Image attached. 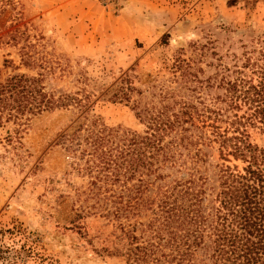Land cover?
Here are the masks:
<instances>
[{
    "label": "rangeland",
    "instance_id": "1",
    "mask_svg": "<svg viewBox=\"0 0 264 264\" xmlns=\"http://www.w3.org/2000/svg\"><path fill=\"white\" fill-rule=\"evenodd\" d=\"M108 1L0 0V82L14 74L36 77L46 68L48 88L83 101V107L32 117L19 135L10 127L15 139L0 142V247L8 257L0 264L12 258L17 264H125L110 253L122 251V229L129 234L136 223L104 216L101 195L94 197L98 169L88 161V137L143 134L137 112L165 94H212L213 88L191 92L176 65L193 64L192 74L203 82L198 86L209 78L215 83L218 66H232L243 43L264 34V0ZM24 47L34 65H22ZM249 134L264 148L263 131ZM202 155L182 172L197 168L212 194L221 170L245 166L221 157L216 143Z\"/></svg>",
    "mask_w": 264,
    "mask_h": 264
},
{
    "label": "trees",
    "instance_id": "2",
    "mask_svg": "<svg viewBox=\"0 0 264 264\" xmlns=\"http://www.w3.org/2000/svg\"><path fill=\"white\" fill-rule=\"evenodd\" d=\"M30 49H22L23 66L36 62ZM241 49L232 66L219 65L215 83L209 78L205 86H198L203 82L192 74L193 64L179 62L175 69L183 70L191 92L215 91L206 97L160 96L137 112L143 134L98 131L88 137V161L98 169L94 197L101 195L104 216L136 223L129 234L122 229V251L110 253L125 264H264V148L249 134L250 128L264 132V34ZM42 71L0 82V142L15 139L10 127L19 135L34 116L83 107L73 94L48 88L49 71ZM212 143L221 157L245 164L241 171L221 170L214 194L197 168L182 172L188 160L202 161V148ZM141 217L147 222H139ZM4 254L0 247V261L8 260Z\"/></svg>",
    "mask_w": 264,
    "mask_h": 264
},
{
    "label": "built area",
    "instance_id": "3",
    "mask_svg": "<svg viewBox=\"0 0 264 264\" xmlns=\"http://www.w3.org/2000/svg\"><path fill=\"white\" fill-rule=\"evenodd\" d=\"M102 2H104V3H108L109 1L108 0H101Z\"/></svg>",
    "mask_w": 264,
    "mask_h": 264
},
{
    "label": "crops",
    "instance_id": "4",
    "mask_svg": "<svg viewBox=\"0 0 264 264\" xmlns=\"http://www.w3.org/2000/svg\"><path fill=\"white\" fill-rule=\"evenodd\" d=\"M59 9H60V10H58V12L60 13V11H61L62 8H59ZM60 14H63V12H61Z\"/></svg>",
    "mask_w": 264,
    "mask_h": 264
}]
</instances>
